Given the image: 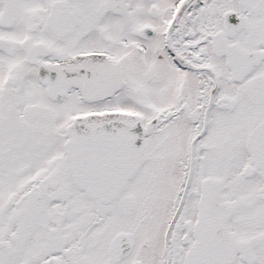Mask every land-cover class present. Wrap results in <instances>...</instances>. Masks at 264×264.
Masks as SVG:
<instances>
[{
    "label": "snow or ice",
    "instance_id": "obj_1",
    "mask_svg": "<svg viewBox=\"0 0 264 264\" xmlns=\"http://www.w3.org/2000/svg\"><path fill=\"white\" fill-rule=\"evenodd\" d=\"M0 264H264V0H0Z\"/></svg>",
    "mask_w": 264,
    "mask_h": 264
}]
</instances>
